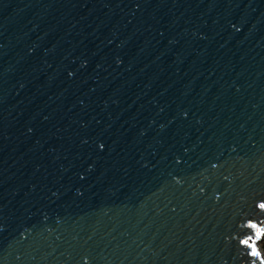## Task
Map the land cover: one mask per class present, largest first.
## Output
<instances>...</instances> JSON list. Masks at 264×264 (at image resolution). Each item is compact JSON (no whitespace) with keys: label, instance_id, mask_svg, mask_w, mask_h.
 <instances>
[{"label":"water","instance_id":"water-1","mask_svg":"<svg viewBox=\"0 0 264 264\" xmlns=\"http://www.w3.org/2000/svg\"><path fill=\"white\" fill-rule=\"evenodd\" d=\"M262 203L264 0H0V264H261Z\"/></svg>","mask_w":264,"mask_h":264},{"label":"snow or ice","instance_id":"snow-or-ice-1","mask_svg":"<svg viewBox=\"0 0 264 264\" xmlns=\"http://www.w3.org/2000/svg\"><path fill=\"white\" fill-rule=\"evenodd\" d=\"M69 75H72V73H69ZM259 207L261 210H264V203L260 204ZM248 226L250 228L256 229V236L258 238H260L261 240H264V228L257 227V225L255 223H249ZM240 243L242 245H245V246L251 248V253H250L251 255H253V256H259L260 255V253L256 250L255 245L249 243L248 240H241ZM261 264H264V260L261 261Z\"/></svg>","mask_w":264,"mask_h":264},{"label":"trees","instance_id":"trees-1","mask_svg":"<svg viewBox=\"0 0 264 264\" xmlns=\"http://www.w3.org/2000/svg\"><path fill=\"white\" fill-rule=\"evenodd\" d=\"M260 248H261V250H262V252L264 254V240L262 241Z\"/></svg>","mask_w":264,"mask_h":264},{"label":"rangeland","instance_id":"rangeland-1","mask_svg":"<svg viewBox=\"0 0 264 264\" xmlns=\"http://www.w3.org/2000/svg\"><path fill=\"white\" fill-rule=\"evenodd\" d=\"M262 243V242H261ZM261 243L259 244V246H261Z\"/></svg>","mask_w":264,"mask_h":264}]
</instances>
